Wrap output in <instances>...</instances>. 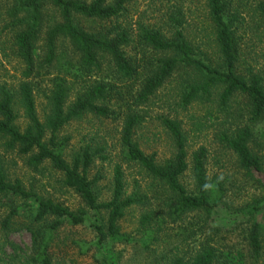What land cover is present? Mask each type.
Instances as JSON below:
<instances>
[{
  "label": "trees",
  "instance_id": "16d2710c",
  "mask_svg": "<svg viewBox=\"0 0 264 264\" xmlns=\"http://www.w3.org/2000/svg\"><path fill=\"white\" fill-rule=\"evenodd\" d=\"M10 1V53L0 51L22 70L17 88L0 84V204L7 209L1 230H11L17 225L14 218L30 213L28 225L21 224L32 237L27 264H51L53 234L66 225L91 229L96 264L122 263L120 253L112 251L115 243L136 249L129 264H264V159L255 149L264 144V79L242 59L238 15L231 14L230 3L203 0L209 27L202 43L212 46L208 56L186 37L185 16L174 6L161 16L163 26L142 21L132 26L134 0ZM47 8L56 14L48 27ZM258 10L264 18V1ZM60 41L66 49L58 48ZM178 75L179 108L214 104L230 119L217 142L234 155L260 195L239 206L229 203L228 180L209 176L204 147L189 154L187 135L176 119L159 118L173 147L169 159L159 164L156 154L142 151L135 135L146 121L144 111ZM36 96L45 104L42 117ZM87 116L120 126V162L113 166L111 195L104 202L97 191L103 177L99 172L90 177V171L96 161H110L108 142L94 136L68 155L71 139L61 135ZM2 152L14 153L32 172L49 167L83 208L72 210L40 198L19 179L10 180ZM122 165L136 167L145 187L133 181L129 189ZM187 173L192 191L182 183ZM135 207L145 212L136 236H129L121 232L120 222ZM46 222L43 232L37 225Z\"/></svg>",
  "mask_w": 264,
  "mask_h": 264
},
{
  "label": "rangeland",
  "instance_id": "374dc122",
  "mask_svg": "<svg viewBox=\"0 0 264 264\" xmlns=\"http://www.w3.org/2000/svg\"><path fill=\"white\" fill-rule=\"evenodd\" d=\"M230 3L231 14L236 13L238 19L235 23L237 37L239 38V48L242 52V59L253 64L256 72L264 79V18L258 10V5L264 0H227ZM10 0H0V49H4L8 55L10 39L7 37L9 28L7 18L10 10ZM174 6L185 16L184 30L186 37L200 47L208 56L212 53L210 44L206 42L204 35L208 32L209 22L207 11L203 0H134L130 5L129 21L133 26L136 22L142 21L146 25L163 26L161 16L169 7ZM56 14L54 10L47 8L44 16V26L51 25L49 22ZM86 27L87 22H83ZM89 25V23H88ZM90 26V25H89ZM135 27V26H134ZM46 29V28H45ZM45 31V30H44ZM44 37V35H42ZM41 36V38H42ZM42 42L39 44L41 48ZM59 49H66L67 44L63 41L58 43ZM21 65L13 58H6L0 51V84L5 83L9 87L16 86L21 80ZM261 71V72H260ZM179 75L169 80L163 89L158 93L150 106L144 111L147 114L146 121L140 128L135 139L138 141L142 151L146 155L156 154V162L162 164L169 159L173 153L172 143L166 129L162 126L159 118L176 119L181 123L183 131L187 135V148L189 154L200 147L207 150V170L210 177L216 176L219 179L228 180L227 201L234 206L242 205L255 194L260 195L261 190L258 185L246 180L244 173L237 167L236 159L232 153L225 151L217 142V136L224 131V127L230 124V119L222 115L216 105L193 103L186 109L179 108L175 97V83ZM47 84L44 80L42 87ZM264 85V84H263ZM37 112L42 115L45 108L43 99L36 96ZM241 106V105H240ZM42 117V116H41ZM21 123H23L21 121ZM120 126L112 120H98L91 116L71 123L62 132V136L70 137L68 155L72 151L89 144L91 137H104L108 142L110 161L101 164L94 163L90 171V177L100 173L103 177L97 184L99 201H107L111 195L112 169L116 163L120 162L117 157L119 152ZM96 138V139H98ZM97 141V140H96ZM255 147L258 157L264 159V144L262 147ZM2 150H0L1 152ZM4 167L10 180L19 179L26 189H31L40 198H50L54 202L68 207L72 210L83 208V203L72 192L60 185V177L49 167H41L38 172H32L25 167L23 159L14 153H3ZM264 164V160H263ZM264 168V167H263ZM126 176V184L129 189L133 181L145 187L147 181L142 179L140 171L136 167L122 165ZM182 183L192 191V179L190 173L182 178ZM145 209L139 207L128 211L126 217L120 222L121 232L129 236H136L135 230L137 222ZM7 214V209L0 204V264H27L29 257H32V237L22 225H28L30 213L25 212L13 219L17 225H12L11 230L2 232L1 222ZM49 223V220L47 221ZM46 223L35 224L41 226L44 232ZM94 235L88 226H63L53 234V241L49 249L51 264H96L94 261L95 248L91 245ZM12 244V246H10ZM171 249V248H170ZM113 252L120 253L121 264H129V260L135 256L136 249L132 245L115 243ZM174 252L173 250L171 253ZM139 253V252H138ZM138 257H144L140 253Z\"/></svg>",
  "mask_w": 264,
  "mask_h": 264
}]
</instances>
